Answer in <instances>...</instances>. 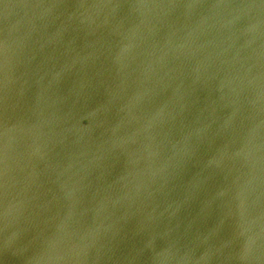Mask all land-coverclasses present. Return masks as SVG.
Instances as JSON below:
<instances>
[{"label":"water","instance_id":"95a60500","mask_svg":"<svg viewBox=\"0 0 264 264\" xmlns=\"http://www.w3.org/2000/svg\"><path fill=\"white\" fill-rule=\"evenodd\" d=\"M0 264H264V3L0 0Z\"/></svg>","mask_w":264,"mask_h":264},{"label":"snow or ice","instance_id":"6c2138e0","mask_svg":"<svg viewBox=\"0 0 264 264\" xmlns=\"http://www.w3.org/2000/svg\"><path fill=\"white\" fill-rule=\"evenodd\" d=\"M262 3H264V0H261Z\"/></svg>","mask_w":264,"mask_h":264}]
</instances>
